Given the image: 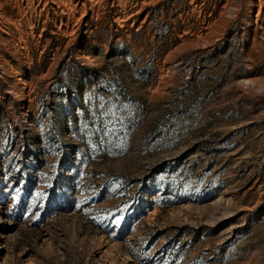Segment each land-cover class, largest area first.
<instances>
[{
	"label": "rangeland",
	"instance_id": "1",
	"mask_svg": "<svg viewBox=\"0 0 264 264\" xmlns=\"http://www.w3.org/2000/svg\"><path fill=\"white\" fill-rule=\"evenodd\" d=\"M0 264H264V0H0Z\"/></svg>",
	"mask_w": 264,
	"mask_h": 264
}]
</instances>
